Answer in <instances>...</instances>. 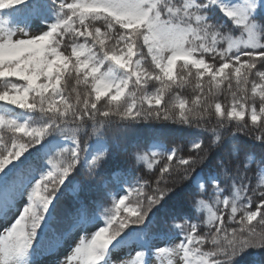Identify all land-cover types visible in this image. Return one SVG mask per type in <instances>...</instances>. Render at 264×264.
Returning a JSON list of instances; mask_svg holds the SVG:
<instances>
[{
  "label": "snow or ice",
  "instance_id": "6c2138e0",
  "mask_svg": "<svg viewBox=\"0 0 264 264\" xmlns=\"http://www.w3.org/2000/svg\"><path fill=\"white\" fill-rule=\"evenodd\" d=\"M0 10V219L17 213L0 229V264H40L73 229L89 225L96 230L56 264H236L245 253L250 264H264V157L252 173L239 160L246 150L233 142L207 168L219 129L232 121L229 136L264 146V0H0ZM37 22L45 27L33 31ZM62 80L74 81L71 92ZM149 83L154 91L138 99ZM186 84L197 92L191 106L177 95L160 107L166 92ZM221 84L228 107L215 99ZM213 116L217 126L208 129ZM117 121L195 126L215 141H191L186 152L155 143L159 150L133 152L134 162L158 165L139 187L123 189L129 179L121 166L98 184L78 181L86 167L95 177L127 154L110 145L89 164L81 140L101 141ZM113 189L111 207H103ZM197 205L208 211L207 231L191 222ZM125 247L130 258L115 260Z\"/></svg>",
  "mask_w": 264,
  "mask_h": 264
},
{
  "label": "trees",
  "instance_id": "16d2710c",
  "mask_svg": "<svg viewBox=\"0 0 264 264\" xmlns=\"http://www.w3.org/2000/svg\"><path fill=\"white\" fill-rule=\"evenodd\" d=\"M15 10L11 12L13 14ZM214 19L219 20L220 14H214ZM65 44L70 43L68 37H65ZM63 50V49H61ZM67 54V53H66ZM106 67V66H105ZM177 69L179 70V62L177 65ZM103 70V69H102ZM179 77L177 76V79ZM204 85L205 90L207 91V77H204ZM65 86H67V91L71 92L72 87L74 86V81H61L62 90H64ZM131 88V85L129 86ZM235 88V84H233ZM249 89L251 88V83L248 85ZM154 91V83H149L147 85L146 90H141V92L137 93L138 99L143 95H150ZM215 92L216 89L213 88ZM197 94L196 90L192 84H186L180 88H173L171 91L166 92L164 96V100L162 101L160 107L163 108L165 103H175L176 96L178 95L182 99H187L189 101V106H191V101L195 98ZM239 94V93H238ZM74 95V93H73ZM125 95H127V90L125 91ZM249 95L251 93L249 92ZM171 98V99H170ZM106 97H102L101 104L103 103ZM217 102H220L222 107H228L231 104V94L229 90H227L225 84H221L220 93L215 97ZM144 107L148 108L149 105L144 100ZM2 107V106H0ZM99 107V104H98ZM258 107V106H257ZM20 111V110H18ZM219 117L213 116L210 118L205 125L206 128L211 129L212 127H216V121ZM245 121L250 123V115L248 113L245 114ZM235 121L227 123L225 127L220 128L219 131L222 136L221 145L219 147L212 148V158L207 163L208 170L214 169L215 160L222 153H224L227 149L232 146V143H236L242 146L245 152H241L239 155V160L241 165L244 163H248L249 167L252 170V173L257 172V162L264 157V146H262L258 141H253L248 135H237L235 138L228 135L229 131L234 130ZM203 139L205 142V147L215 141V137L212 135L211 131H201L197 129L195 126L191 130L188 129L186 125H180L178 123H173L170 121L158 122V121H150V122H140L133 124H121V122L117 121L109 127L101 141L98 142L97 136L93 135L91 138L81 137L82 143L87 142L89 145V155L87 157L89 164L91 163V159L93 156L97 154H102L107 150L108 146L119 144L121 148L127 147L128 152L125 154L124 152H120L117 158L110 159L99 171L100 174L95 177H88L87 167L82 170L81 175L77 177L78 181L83 182L86 178L91 180L93 183H99L104 179V173L107 169L112 167H125L128 169L127 176L129 179L128 184H124L123 186L129 188L132 186L139 187L136 183L137 180L140 181V184H143L146 180H151L153 175L158 168V165H155L154 168H148L147 162H134L132 158L133 152L138 153H147L152 150H159V148L154 149L153 144L163 145L164 149H170L175 146H180L183 152L192 151L191 141ZM83 156V154H82ZM162 162V161H161ZM175 162V161H173ZM259 180L258 174L253 177V184L257 183ZM204 190L208 193L206 198V203L213 206V211H215V198L211 195V188L209 187V182L205 179L203 180ZM67 183V181L65 182ZM197 191L199 188L194 185ZM76 191H79V185H75ZM63 190V186H62ZM145 192H147V188L145 187ZM228 190L226 189V192ZM115 192V189L112 190L111 193ZM132 201L136 199V194L133 192L130 195ZM103 207L110 208L111 207V196L107 202L104 203ZM167 205L165 206V208ZM164 209H160V212H163ZM194 217L191 219L192 223H196L199 225V229H203L207 231V221H208V211L206 208H201L198 205L194 208ZM100 217H103L102 212L98 213ZM227 219V217H225ZM255 223V222H254ZM259 228V226H258ZM198 229V230H199ZM252 259V253H245L240 256L236 260V264H250V260Z\"/></svg>",
  "mask_w": 264,
  "mask_h": 264
},
{
  "label": "rangeland",
  "instance_id": "374dc122",
  "mask_svg": "<svg viewBox=\"0 0 264 264\" xmlns=\"http://www.w3.org/2000/svg\"><path fill=\"white\" fill-rule=\"evenodd\" d=\"M0 11H6V10H0ZM12 11L13 10H8L6 15L15 18L16 13L13 12V14H11ZM30 27L33 31H39L41 28H44L45 25L43 23L37 22V23H33ZM146 103H148L147 100ZM200 183L202 184V180L200 181ZM123 189H127V187L123 186ZM115 195H116V191L110 194L111 197ZM130 201L132 200L129 196V201H126L125 203L127 204ZM20 206L21 207L23 206V201L20 202ZM16 215L17 213L13 212L7 218V221L0 219V229H2L5 226V223H11L12 219H14ZM98 223L100 226H104L103 217H100ZM95 230H96L95 225H89L85 230L73 229L67 236H65L63 240L60 241V244L56 249L55 255L45 256L43 260L40 262V264H56L58 260L64 258L65 255L69 253V250L72 249L74 245L78 243L79 238L86 235L90 236V234ZM129 252L130 250L127 247H125L124 249L117 250L114 259L119 260L121 257H125L126 259L130 258Z\"/></svg>",
  "mask_w": 264,
  "mask_h": 264
}]
</instances>
